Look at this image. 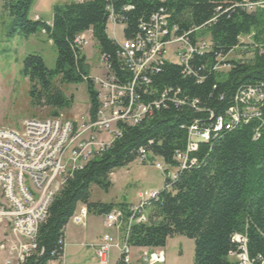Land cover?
Listing matches in <instances>:
<instances>
[{"label": "trees", "instance_id": "16d2710c", "mask_svg": "<svg viewBox=\"0 0 264 264\" xmlns=\"http://www.w3.org/2000/svg\"><path fill=\"white\" fill-rule=\"evenodd\" d=\"M35 0H8L2 8L9 19V37L29 39L45 31L56 58L52 69L39 55H28L21 63V77L30 85L34 108L45 107L50 116L71 109L61 87L84 84L91 114L97 108L86 58L75 49L77 35L89 29L99 53L114 61L115 46L105 34V7L123 12L124 37L131 39L138 22L163 9L170 13V24L182 35L199 29L191 37L203 36L212 51L189 63L190 75L174 64L164 65L152 77L159 89L177 91L184 105L166 104L137 127L125 128L111 148L73 173L53 198L46 219L37 232V251L25 264H46L60 253L59 241L77 208L105 216L113 210L122 213L119 239L130 249H164L169 239L184 237L193 241L192 264H237L242 253L235 236L245 239L249 264H264V99L256 106L260 117L241 119L232 128L227 112L236 95L247 88H260L264 96V11L247 13L243 1L257 0H92L83 5L71 3L53 7L52 24L30 18ZM211 20H214L209 26ZM251 37L248 45L241 39ZM244 49L245 58L228 55ZM243 54V53H242ZM223 59L226 70L214 71ZM228 59V60H227ZM196 67V68H195ZM171 88V89H170ZM218 119L224 126L214 131ZM209 131V140H194L196 149L188 155L187 167L176 172V179L165 180L169 188L143 210L145 222L129 225L132 217L127 203L103 204L91 200L92 188L108 194L113 185L110 175L125 169L145 150L147 161L164 165L167 174L179 167L176 153L186 151L189 129ZM137 217V216H136ZM53 254V255H52ZM117 264H123L117 262Z\"/></svg>", "mask_w": 264, "mask_h": 264}, {"label": "built area", "instance_id": "2783aa9c", "mask_svg": "<svg viewBox=\"0 0 264 264\" xmlns=\"http://www.w3.org/2000/svg\"><path fill=\"white\" fill-rule=\"evenodd\" d=\"M92 0H69L71 4L83 5ZM164 2L165 0H159ZM239 7L247 13L264 11V0L243 1ZM130 7L115 10L111 5L105 7L107 14L105 34L115 46L114 61L98 51V73L88 75L85 80L92 84L97 108L91 114L89 105L86 111L74 117L64 118L59 114L47 120L30 119L22 123L19 131L0 128V227L8 229L0 242V252L6 254L4 264H25L37 251V232L39 225L46 219L48 208L55 195L64 186L73 173L87 162L106 153L112 144L121 137L125 128L137 127L153 113L165 109L166 104L184 105L178 98V92L159 89L152 80L166 64L183 68L191 74L189 63L212 51V44L203 36L191 37L199 29H193L182 35L178 28L170 24V13L161 9L150 15L147 20L138 22L137 30L131 39L124 37L126 20L123 12ZM39 21L38 17L34 18ZM214 20H211L209 26ZM45 35V31L41 32ZM93 41L91 29L80 33L73 41L79 52H84ZM223 59L214 66V71L226 70ZM264 99L260 88H247L239 92L234 99V107L227 114L231 121L226 129L235 126L241 119L260 117L256 106ZM224 124L218 119L214 131ZM186 151L176 153L179 167L167 174L160 162H151L155 170L163 177L160 190L141 191L137 195L138 203L130 208L136 223L145 222L144 208L157 201L159 193L169 188L166 178L176 179V172L187 167L188 155L196 149L194 140H209V131L189 129ZM139 164H146V152L138 151ZM112 177V174L110 175ZM137 216V217H136ZM85 211L82 210L73 221L82 224ZM103 227L106 233L97 246L96 264H109L110 252L116 250L118 261L131 264V249L120 239L111 235L119 233L122 227V213L113 211L105 215ZM235 242L241 245V254L234 258L237 264H249L245 253V239L235 236ZM60 253L46 264H66L64 259V240L59 241ZM141 264H163L162 250L143 251Z\"/></svg>", "mask_w": 264, "mask_h": 264}, {"label": "rangeland", "instance_id": "374dc122", "mask_svg": "<svg viewBox=\"0 0 264 264\" xmlns=\"http://www.w3.org/2000/svg\"><path fill=\"white\" fill-rule=\"evenodd\" d=\"M5 1L8 0H0V128L19 131L22 123L26 120L55 118L50 116L48 108L32 106L28 94L30 85L26 79L21 77L20 73L22 60L28 55H39L47 68L52 69L56 53L43 34L32 36L29 39H24L21 36L9 37V19L2 8ZM65 1L67 0H35L30 8L29 16L37 14L44 22H50L53 7ZM241 43L248 45L251 43V37L242 38ZM244 52V49L234 51L227 58L248 57L247 54L244 56ZM83 55L86 58L89 74L98 73L96 67L99 60L94 41L85 49ZM61 90L67 98H72L73 104L71 109L58 112V115L62 114L64 118H70L86 111L88 97L84 84L61 87ZM151 162L139 164L135 161L127 169L117 170V175L114 174L111 177L114 186L109 193L105 194L93 188L92 201L128 203L131 201L132 194L138 191L159 190L163 177L154 169ZM193 250V241L187 238L177 236L169 239L163 249L165 256L163 264H192Z\"/></svg>", "mask_w": 264, "mask_h": 264}, {"label": "crops", "instance_id": "0c3cea01", "mask_svg": "<svg viewBox=\"0 0 264 264\" xmlns=\"http://www.w3.org/2000/svg\"><path fill=\"white\" fill-rule=\"evenodd\" d=\"M65 3H70V2L69 0H67L61 4H65ZM35 17H38L40 21L44 22L37 14H35L32 17L30 16V18L33 20ZM44 23H46V25L50 27L52 24V20L50 22H44ZM44 36H46V34ZM48 42L49 44H51L50 41ZM116 172L117 171H115L112 175L116 174ZM110 179L112 185L114 186L113 178L110 177ZM153 190H157V189H151L149 191H153ZM139 192L141 191L132 194L130 198L131 201L128 203L126 202L128 205H130L129 209L138 203L137 195ZM91 200H92V196H91ZM109 201L112 202L111 200ZM95 202H100L103 204H117L114 201L113 203H108L105 201H95ZM82 210L85 211V218L83 219V223L76 224L73 221V218L76 217ZM113 211H118V210H113ZM74 217L67 223L64 229L63 240L65 245L64 247L65 262L66 264H96L97 260H96L95 252L101 237L106 233L103 227L104 215L96 216L93 214H89L86 212L85 207L79 206L77 208ZM7 234H8V229L5 227H0V242ZM111 235L119 239V233L111 232ZM153 250L163 251V249L131 248V258H132L131 264H141L140 261L141 253L143 251L152 252ZM5 258H6V254L0 252V264H4ZM117 261H118V253L116 250H113L110 252L109 264H117Z\"/></svg>", "mask_w": 264, "mask_h": 264}, {"label": "bare ground", "instance_id": "6f19581e", "mask_svg": "<svg viewBox=\"0 0 264 264\" xmlns=\"http://www.w3.org/2000/svg\"><path fill=\"white\" fill-rule=\"evenodd\" d=\"M196 68V67H195ZM171 89V88H170Z\"/></svg>", "mask_w": 264, "mask_h": 264}]
</instances>
